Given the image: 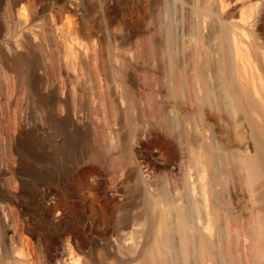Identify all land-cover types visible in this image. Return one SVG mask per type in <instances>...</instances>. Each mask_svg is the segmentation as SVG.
Returning a JSON list of instances; mask_svg holds the SVG:
<instances>
[{
	"label": "rangeland",
	"instance_id": "374dc122",
	"mask_svg": "<svg viewBox=\"0 0 264 264\" xmlns=\"http://www.w3.org/2000/svg\"><path fill=\"white\" fill-rule=\"evenodd\" d=\"M200 6L0 0V264H264V123L182 92Z\"/></svg>",
	"mask_w": 264,
	"mask_h": 264
},
{
	"label": "bare ground",
	"instance_id": "6f19581e",
	"mask_svg": "<svg viewBox=\"0 0 264 264\" xmlns=\"http://www.w3.org/2000/svg\"><path fill=\"white\" fill-rule=\"evenodd\" d=\"M207 1L208 0H200L201 8H199V17L198 14L196 15L199 24L197 23L198 27L194 29V31H196L198 35L205 34L211 38L210 40L214 43V45H212V54L209 49L206 51L208 48L207 46L206 50L200 46L198 49L201 48L202 50L199 52L196 51L197 53L195 52V54L193 53L192 72L189 70L188 64L184 63L185 65L181 73L182 77H180L182 78V92L186 96L189 90L191 91L195 107H200L203 110L212 104L215 108L217 107L216 110L221 114H223L224 105L231 101L240 117L244 113L250 117L248 119H251V124L249 120L248 123L252 125L254 129H257L255 130L256 132L251 133V135L256 134L259 132L260 128H258L259 121L264 123V0L260 1L257 12L252 11V5L248 7V5L242 4L234 7L231 5L233 0ZM235 2H238V0ZM210 14H213V20H215L214 23L212 22V25H208L207 23ZM187 19L185 14L184 37L187 33ZM183 41V52L185 55V57H183L185 59L188 58V53L185 39H183ZM196 42V44H199L198 40ZM207 44L211 45V43L208 42ZM196 46L199 45L194 44L193 47ZM261 127L264 128L263 126ZM263 131L264 130H260L259 133L261 136L257 137V140L263 137ZM241 133H238L240 134V139H245L244 134ZM185 135L186 132L183 135V139L186 138ZM247 139L248 138H246V141ZM199 147L198 154L196 153V160H198L197 162L200 164L210 165L216 156L226 160L228 158L226 153L223 154L224 152L219 153L216 151L219 154L215 153V147L212 142L211 144L202 142L199 144ZM216 147H220V145ZM262 150L263 149H261V153L263 152ZM256 155H251L255 160L250 157L254 160L253 162H256ZM246 157L249 156L246 155ZM259 158L257 157V161L260 160ZM230 159L233 160L231 157ZM244 159H248L247 161L249 162L252 161V159L249 160V158ZM262 160L264 159L261 158L260 161Z\"/></svg>",
	"mask_w": 264,
	"mask_h": 264
}]
</instances>
